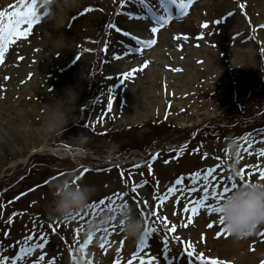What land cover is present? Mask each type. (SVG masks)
<instances>
[{"label": "rangeland", "instance_id": "rangeland-1", "mask_svg": "<svg viewBox=\"0 0 264 264\" xmlns=\"http://www.w3.org/2000/svg\"><path fill=\"white\" fill-rule=\"evenodd\" d=\"M64 1L57 0L50 15L38 9L35 0L38 15L31 29L10 39L0 61V264H77L78 257L89 264H142L141 257L143 264H200L201 256L208 264L220 260L203 247L202 235L188 233L199 214L210 218L213 213L200 209L193 214L189 205L195 206L197 194L209 188L231 187L227 177L240 179L224 164L230 137L240 144L235 159L243 178L260 179L264 28L254 31L251 21L260 22L261 15L243 22L225 9L213 12L216 21L226 17L228 27L241 24L254 31L249 41L227 36L221 52L215 41L203 44L211 36L201 32L206 21L198 20L201 12L191 5L184 13L168 5L171 19L153 34L145 20L168 15L159 0H143L138 14L131 16L124 13L126 0H77L71 6ZM210 1L195 0L199 6ZM31 2L0 0L2 19L6 22ZM139 15L145 19L135 26ZM191 17L196 28H183ZM26 29V23L20 25L21 31ZM145 39L155 43L143 48L140 40ZM193 49L204 58L190 59ZM249 51L256 63L246 74L244 56ZM129 56L133 63H124ZM208 58L217 65L204 72ZM73 72L79 86H68L65 79L61 85V78ZM152 89L156 97L149 94ZM178 89L182 92L176 95ZM54 108L67 118L77 114L62 134L46 126ZM80 132L89 136L90 152L73 161L58 149L67 148ZM110 145L116 146V154L108 159ZM69 172L78 182L95 186L92 204L97 208L57 221L46 211L52 199L50 183ZM133 184L138 185L135 190ZM209 198L215 207L217 201ZM120 202L134 203L151 230L143 242L141 235L136 238L128 253V238L115 223L91 239L83 231L90 216Z\"/></svg>", "mask_w": 264, "mask_h": 264}, {"label": "clouds", "instance_id": "clouds-1", "mask_svg": "<svg viewBox=\"0 0 264 264\" xmlns=\"http://www.w3.org/2000/svg\"><path fill=\"white\" fill-rule=\"evenodd\" d=\"M57 0H37V8L53 14ZM67 117L62 109L54 108L46 121L48 129L57 134L65 130ZM90 138L83 132L71 137L67 148L60 147L59 153L73 161L85 158L89 152ZM240 149L239 141L228 138L225 141V150L228 159L224 161L226 169L233 176L239 175L238 161L235 159ZM116 154V146L110 145L106 149V158L111 159ZM75 173L69 172L50 183L52 199L46 209L50 218L57 221L71 220L77 214L89 213L93 197L96 193L95 186L78 182ZM119 207L99 209L94 216H90L84 224L85 235H95L115 223L125 238H138L148 226L145 218L139 216L134 207L120 202ZM220 215L224 218L226 230L235 239L239 240L253 234L258 226L264 225V180L246 179L230 192L225 193L218 201ZM77 264H89L85 260L77 258Z\"/></svg>", "mask_w": 264, "mask_h": 264}, {"label": "bare ground", "instance_id": "bare-ground-1", "mask_svg": "<svg viewBox=\"0 0 264 264\" xmlns=\"http://www.w3.org/2000/svg\"><path fill=\"white\" fill-rule=\"evenodd\" d=\"M65 1L66 2L69 1L70 6H71V4L72 5L75 4L77 0H65ZM65 1H64V4H65ZM141 4H143V0H126V3L124 5V13L126 15H128L129 13H131V15L138 14V11L140 10L138 8H140ZM190 5L194 8H198L199 12H201V14L198 17L199 18L198 20L200 22L202 21L208 22L206 29L201 30V32L204 33L205 38H207L208 35L211 36V38H208L207 41L203 42V44H209V42L212 43L215 41L216 43H218L217 47L221 50V52L223 50L224 51L226 50L225 41H226L227 36L241 35L242 38H248V41H249L250 38L252 37V33L250 31L254 32L258 28H261L262 26H264V0H211L210 3L204 4L201 6H199L195 2V0H192V3ZM241 5H243V7H241ZM175 7H176L175 5L171 6V8H175ZM223 9L230 11V15L233 13L234 14L236 13L239 20L243 22L246 21L247 16H249L251 19L256 14L261 15V19H259L260 22L258 23L251 21L252 29L254 31L247 29L246 27H244V25H241V24L237 25V28L235 29L231 26L228 27L227 24L229 23L226 17H224L221 20H218L219 21L218 24L214 23L216 20L213 19L214 18L213 12H216L217 10L219 12ZM60 13L65 15V10H62ZM148 18L151 19L152 21V22L150 21L151 24L149 25L151 29V27L155 26L154 24H156V20L150 16ZM139 19L134 24L135 26L143 22L145 17L142 15V17L140 16ZM173 22H177V21H173ZM182 25H183V28L188 29V30L195 29L196 19L191 17L190 19L185 20ZM226 28L227 29L230 28L231 31H227ZM222 30H225V33H221L219 35L218 33ZM251 46L252 45H248L250 49L252 48ZM145 47L146 46H144L143 48ZM126 48L128 47L126 46ZM131 50L135 54H142L140 50L137 51V49H132V48ZM197 55H199V50L193 49L189 58L192 59L191 57L193 56L196 57ZM130 56L132 57L133 55L130 54ZM130 56H129V60L124 61V63L126 64L133 63ZM149 56L150 58L153 57L154 56L153 52L150 53ZM201 56H197L196 59L204 58ZM218 57H220V55H218ZM255 58L256 57L254 56V52L252 51H249V53H247L244 56L246 74H251L253 72L252 69L254 68L255 63H256ZM207 61L209 62H207L205 67L203 68L204 72L211 68L214 69L215 66L217 65L216 63H214V61L210 60V58H208ZM120 62L121 61H118L119 64ZM188 64L189 62L186 63V67H188ZM233 67H235V65ZM62 79L67 80V82H64V80L62 81ZM60 81H61L60 83L61 85H63V82H64L68 84V86H71V85H74L75 87L79 86L78 77L75 72L66 75V77L61 78ZM179 92H182V89L176 90L175 92L176 95L180 94ZM149 94H151V97H156L155 90L153 89L150 90ZM160 99L162 100L161 94H160ZM167 99H169V97ZM134 105L136 104L134 103ZM147 113L150 114L151 112H147ZM76 115L77 114H74L67 118V125H70L73 122H75ZM152 115H153V111H152ZM222 188L223 186L221 184L220 190H222ZM208 200L211 201L212 199L209 198ZM214 215L215 214L211 215L210 218L209 217L204 218L203 216L199 214L195 218V220L192 221V224H191L192 227L188 228V233L192 234L193 232L197 231L198 234L202 235L203 236L202 239L204 238L202 240L203 247L207 249L208 252L212 253L211 255L214 258H219L220 260H223L230 264H264V225L258 226L257 230L253 234L245 238L237 240L229 233L221 234L220 236H217V232L221 229V225L218 224L219 223L218 218H211ZM190 239H192V236H190ZM135 240L136 239L134 240L129 239V238L127 239L126 252L129 248L132 249V247L134 246ZM159 253H161V251ZM122 255H125V254H122ZM138 263H136V261L133 262V264H138ZM174 264H184V263L174 262Z\"/></svg>", "mask_w": 264, "mask_h": 264}, {"label": "snow or ice", "instance_id": "snow-or-ice-1", "mask_svg": "<svg viewBox=\"0 0 264 264\" xmlns=\"http://www.w3.org/2000/svg\"><path fill=\"white\" fill-rule=\"evenodd\" d=\"M159 2L163 6L165 13H168V15H161L158 17L154 16V19L156 20V26L151 27V32L153 34H155L157 32V28L162 23H167V21L169 19H171V12H170L168 5H175L176 8L179 9L181 13H184L187 11L188 6L192 3V0H159ZM21 4L23 5V0H21ZM241 7H243V5H241ZM44 11H45V14H47V11L46 10H44ZM37 15L38 14L36 11L35 0H32V2L27 4L22 10L11 13L6 22L4 19H2V17L4 16V13L0 12V61H3V59H4V51H5L7 44L10 42V39L12 37L18 36V35H27V31L31 29V25L34 22V20L37 18ZM129 15H131V13H129ZM25 23L28 25V29L21 31L20 25L25 24ZM214 23L218 24L219 21H215ZM205 26H207V22H206ZM112 27H115V26L112 25ZM262 27H264V26H262ZM154 43H155V39L143 40V41H141V46L142 47L143 46H151ZM137 51H139V49H137ZM146 63H147V61H145V64ZM124 75H127V73H125ZM241 139H243V138H241ZM258 152L261 154H264V148L258 149ZM165 163H167V161H165ZM84 171H87V169H84ZM258 175H259V178L261 180H264V168H261L259 170ZM200 176H201L200 173L195 174V177L197 179H199ZM237 177H240V179L235 181V182H232L233 177H231V176L227 177V179L231 183V187L224 186L222 188V192L224 194L230 192L233 188H235L237 185L243 183L246 180L242 176V171L239 172V175ZM203 179L207 183L208 176L205 174L203 176ZM179 183H180V180H177V184H179ZM185 183H186V181H185ZM136 187H138V185H136V184L132 185L133 190H135ZM172 190L173 189H171V188L168 189V191H172ZM116 195L117 196H123L124 194L117 193ZM197 195L199 196V199L197 201L193 202V204L195 206L189 205V209L193 214H196V212L200 209H206L209 213H213V214H219L220 213V208L218 207V201L223 196L220 190H217V188L212 187V188L207 189L203 193L202 196H200L199 194H197ZM209 195H211V197L217 201L215 207H213L212 203L210 201H208ZM173 198H175V197H173ZM158 199L163 200V197H158ZM109 200H111V197L109 198ZM100 203H104V201H100ZM126 204H129V203H126ZM119 206H120L119 204H116V207H119ZM131 206L134 208L136 207V205L134 203H132ZM106 207L112 208L113 205H112V203H108ZM91 208L96 209L97 204L93 203L91 205ZM137 214L139 216L144 215V213L140 210H137ZM187 218L189 220L192 219V217H187ZM211 218H218L219 223L221 225V229L217 232V236H220L221 234L229 233L224 226V222H223L224 218L222 215L219 214L218 217H216L214 215ZM172 228L174 229L175 225H173ZM149 234H151V230L148 227H146L145 231L141 234V242H143ZM91 236L92 235L89 234L88 239H91ZM86 242L87 241H85V243ZM81 247H83V245H81ZM23 251L24 250H22L21 254H23ZM116 251L118 252L119 249H116ZM188 254L192 255L191 252H189ZM13 259H16V257H14ZM149 259L151 260L152 258L149 257ZM197 259L200 261V264H208V261L204 260V258L202 256L197 257ZM72 260L75 261L76 257L73 256ZM141 262L143 264V257H141ZM49 264H52L51 260L49 261ZM211 264H226V262L213 259L211 261Z\"/></svg>", "mask_w": 264, "mask_h": 264}]
</instances>
